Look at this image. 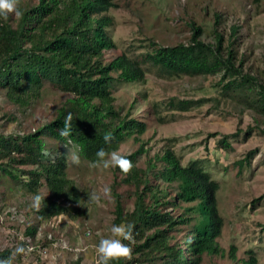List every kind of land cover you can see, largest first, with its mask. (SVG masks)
<instances>
[{"label":"trees","instance_id":"16d2710c","mask_svg":"<svg viewBox=\"0 0 264 264\" xmlns=\"http://www.w3.org/2000/svg\"><path fill=\"white\" fill-rule=\"evenodd\" d=\"M18 6L23 15L17 27L13 15L0 20V90L22 108L23 114L46 86L72 96L52 122L29 134L10 135L11 149L0 137V173L22 181L31 194H40L43 188L48 192L41 195L36 211L40 222L62 215L71 219L86 215L84 195L66 170L72 142L80 145L79 156L90 163L97 149L119 151L125 140L147 133L150 110L142 119L133 117L131 111L118 108L112 92L114 81H145L142 63L166 77L219 74L220 82H225L224 96L229 91L253 92L258 88L256 106L264 116V85L243 73V64L238 63L233 48L237 39L227 42L216 28L214 43L203 42L202 29L193 28L189 44L155 46L142 61L124 53L106 61L108 53L116 50L107 33L112 24L105 15L109 0H18ZM237 33L234 27L232 36ZM202 102L180 101L176 108L185 111ZM69 112L70 133L63 137L59 130ZM109 131L113 140L105 144L103 136ZM226 138L222 142L229 146ZM145 144L125 155L133 164L128 172L112 167L115 180L111 188L129 186L133 200L127 209L122 196L114 192L113 224H131L135 238L130 243V258L115 264H201L204 256H223L217 241L224 226L217 207L218 184L197 161L184 165L170 145L150 157ZM143 155L144 164L140 165ZM35 231L30 227L27 235ZM11 253L6 249L0 252V258ZM243 264L259 261L251 255Z\"/></svg>","mask_w":264,"mask_h":264},{"label":"rangeland","instance_id":"374dc122","mask_svg":"<svg viewBox=\"0 0 264 264\" xmlns=\"http://www.w3.org/2000/svg\"><path fill=\"white\" fill-rule=\"evenodd\" d=\"M109 1L105 15L112 24L107 33L116 50L108 53L106 61L120 53L142 61L155 46L189 44L193 28L202 29L203 42L214 43L216 28L227 42L237 39L233 48L243 73L264 85V0ZM16 20L17 27L19 17ZM234 27L238 29L235 37ZM142 65L145 81L112 84L118 108L141 119L148 110L152 113L147 133L125 140L119 152L135 153L145 142L150 157L170 145L184 165L197 161L218 184L217 207L224 224L217 239L224 255L204 256L201 264H243L251 255L264 264V116L255 101L259 89L229 91L224 96L225 82H220L219 74L166 77L150 64ZM71 97L46 86L23 114L0 90V137L7 140V149L13 146L10 135L29 134L52 122ZM200 100L204 102L185 111L176 108L180 101ZM225 137L229 146L222 142ZM67 159L68 176L84 195L86 215L76 219L62 215L40 222L33 194L22 181L0 173V252H13L17 245L26 249L14 257V264H97L95 246L110 235L113 225L114 192L122 196L127 209L132 207L129 186L111 188L115 180L112 168L91 167L81 157L75 163L69 154ZM141 159L143 165L145 155ZM104 186L111 188L108 195L102 192ZM92 192L100 194V204L87 201ZM40 195L47 196V190L41 189ZM30 227L36 229L33 235H27Z\"/></svg>","mask_w":264,"mask_h":264},{"label":"clouds","instance_id":"9594fccd","mask_svg":"<svg viewBox=\"0 0 264 264\" xmlns=\"http://www.w3.org/2000/svg\"><path fill=\"white\" fill-rule=\"evenodd\" d=\"M21 17L23 15L22 9L18 6V0H0V20H8L9 16ZM72 120V113H67L64 117V126L59 130L63 137L69 136L70 122ZM105 144H110L113 140L112 133L106 132L103 136ZM73 143V148L68 149V154L75 163L80 160V145ZM95 159L90 162L91 167H100L104 169L118 167L123 172H128L132 167V162L122 155L118 150H106L104 147L97 149L95 152ZM104 195L111 192L109 186H104L102 189ZM87 201L89 203L100 204V194L96 192L88 193ZM45 199V198H43ZM42 197L39 193L32 196L33 207H39ZM110 235L99 239L95 246V251L98 257L97 264H115L116 261L122 258H130L131 247L130 243L134 242V235L131 224H113L109 228ZM128 241L129 243H125ZM26 252L23 245H17L14 251L7 258H0V264H14V257Z\"/></svg>","mask_w":264,"mask_h":264}]
</instances>
